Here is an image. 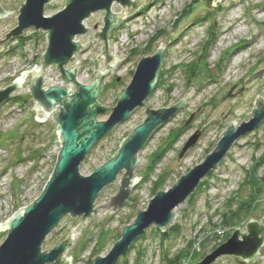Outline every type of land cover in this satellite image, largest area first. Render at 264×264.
<instances>
[{"label":"rangeland","instance_id":"obj_1","mask_svg":"<svg viewBox=\"0 0 264 264\" xmlns=\"http://www.w3.org/2000/svg\"><path fill=\"white\" fill-rule=\"evenodd\" d=\"M23 1L1 0L3 8L12 15L0 18V40L16 25ZM211 3L212 0H143L139 9L109 34V53L123 60L104 82L99 96L102 105H115L139 59L154 54L160 44L164 48L156 81L159 84L146 98V105L152 109L170 107L179 102L189 88L193 93L167 122L151 133L138 151L137 159L143 158L144 161L138 160L131 180L141 177L131 185L125 202L113 213H110V205L106 211L99 207L98 215L89 218L64 215L45 237L42 251L61 243L70 233V227H75L73 232L79 233L74 234L73 244L66 250L65 257L72 256L71 264H92L96 255H105L120 238V226L135 218L137 205L145 210L147 198H152L158 188H170L180 175L200 163L214 149L222 135L220 130L228 127L227 121L236 119L237 126L252 116L250 110L255 95L264 96V19H257L259 13H264V0L256 4L252 0H219L216 7ZM64 6L65 0H51L44 6L43 13L52 15ZM111 10L117 12L120 6L113 4ZM103 14L99 11L91 14L85 21L86 26L101 25ZM28 32L32 38L31 52L10 47L8 54H0V72L12 69L18 63L11 66L10 59L14 55L19 58L18 67L23 66L25 55H28L27 60L30 58L26 60L29 67L20 72L30 70L35 63L38 65V55L46 46L45 32L33 27L28 28ZM92 34H86L84 41L91 39ZM99 52L100 43H97L80 54L79 79L85 83L92 81L101 66V62L95 59ZM189 65L195 67L190 78L185 71ZM261 69V77L252 75ZM12 80H5L3 87ZM19 97V100L12 101L14 98H11L0 106V223L40 194L59 150L56 124L51 120H35L32 102L27 101L29 95L20 94ZM21 99L26 102L20 103ZM12 103L23 105L15 122L6 120L3 114ZM255 107L253 104V109ZM144 109H133L125 120L92 145L79 165L82 175L91 173L111 157L120 141L143 121ZM107 116L108 113H103L97 119L105 120ZM194 131L200 132L197 141L178 157ZM262 154L264 119L254 130L233 142L221 161L202 178L203 183L195 188V193L175 209L174 220L168 226L174 224L178 231L162 240L154 230L156 226L151 224L116 264H135L136 260L141 264H171L170 260L164 259L172 258L181 249L183 252L189 242L191 249L179 261L180 264H192L217 247L219 244L213 246L221 236L226 233L230 236L234 227L239 226L243 231L249 219L264 217V161L251 171L255 160H259ZM122 175V172L118 173L114 181L102 188L95 207L108 203L117 193ZM251 195L256 196L255 206L244 220L227 226L221 224L227 204L234 209L237 202ZM6 234V230L0 231V243ZM227 258H230L228 264L244 262L219 257L213 264H223L218 261L227 262ZM253 263L264 264V247L259 249L250 264Z\"/></svg>","mask_w":264,"mask_h":264},{"label":"water","instance_id":"obj_2","mask_svg":"<svg viewBox=\"0 0 264 264\" xmlns=\"http://www.w3.org/2000/svg\"><path fill=\"white\" fill-rule=\"evenodd\" d=\"M50 1L24 0L19 7L16 26L0 40V44L4 45L11 38L21 37L23 31L30 27L46 32V46L40 56L39 66L22 71L10 84L0 87V106L16 94L29 95L35 120L53 121L59 142L55 164L40 194L27 206L19 208L6 221L0 223V231H7L6 237L0 243V264H71L72 256L65 257V254L73 244L71 240L74 234L79 233L73 232L75 227H70V233L61 243L42 251L41 245L45 237L66 214L71 217L81 216L82 219L89 218L98 215L99 207L106 211L110 205V213L115 212L129 196L131 185L141 177L140 175L139 178L135 177L134 181L131 180L138 160L144 161L143 158L137 159L138 151L151 133L167 122L193 93L192 88H189L184 97L170 107L152 109L146 105L145 100L155 86L161 66L164 46L160 44L154 54L139 59L129 83L113 107L97 102L105 80H109L116 65L123 60L122 57L109 53L108 36L139 9L143 0H65L62 9L52 15H44V6ZM218 2L219 0H212L211 5L216 7ZM113 4L120 6L119 12H112ZM98 11L104 13L102 24H95L92 28L85 27L83 21ZM10 14L12 15V12L5 10L0 0V18ZM92 32L91 39L82 44L86 34ZM76 36H79L77 41L74 40ZM97 43L101 44V49L95 59L101 62V66L96 70L91 82L76 81L79 55ZM73 57L74 63L66 68L65 65ZM48 67L52 72H59L58 79L63 81V85L51 84L45 77ZM263 69L252 75L261 77ZM27 77L29 80L25 85ZM69 82L73 83L74 87H67ZM262 100L264 96L260 98L258 94L255 95L250 110L253 114L248 120L241 121L237 126L236 119H233V122L227 121L228 127L224 131L220 130L222 135L214 149L200 163L180 175L170 188H158L152 198H147L149 201L145 210L142 206L138 208L136 204L135 218L129 224L120 226V238L105 255H96L92 264H116L136 237L151 224L160 232H165L174 220L175 209L184 203L200 180L221 161L233 142L262 122ZM253 104H256L254 109ZM136 107L145 108L143 121L120 141L117 150L108 160L91 173L82 175L79 165L92 145L125 120ZM103 113H109L107 118L98 120L97 116ZM199 135V131H194L187 138L178 157H182L184 152L195 144ZM120 172L123 175L120 177L117 193L110 197L108 203L95 207L99 192L105 185L114 181ZM261 247H264V217L259 220L249 219L243 231L239 226L234 227L225 241L192 264H213L219 257H232L250 264ZM227 259V262L218 263L228 264L230 258Z\"/></svg>","mask_w":264,"mask_h":264},{"label":"built area","instance_id":"obj_3","mask_svg":"<svg viewBox=\"0 0 264 264\" xmlns=\"http://www.w3.org/2000/svg\"><path fill=\"white\" fill-rule=\"evenodd\" d=\"M120 11V10H119ZM117 11V12H119ZM86 20L83 21V24L85 27H89V26H86ZM90 28V27H89ZM44 32V31H43ZM7 33V32H6ZM5 33V34H6ZM5 37V35H4ZM3 37V38H4ZM45 37H46V32H45ZM22 40L18 39L17 38H13L12 40L8 41L6 44H0V47L2 48V50H0V54H8L9 52V48L13 46L15 47H21V49H23V51L25 52L26 50L28 51L27 53H30L31 50H32V38L30 37V33L28 32V29L27 30H24L23 31V35L21 36ZM79 39V36H76L74 38L75 41H77ZM47 41V40H46ZM111 41L110 37L108 38V45H109V42ZM86 41H82V44H84ZM100 49H101V44H100ZM43 53V52H42ZM41 53V54H42ZM40 54V56H41ZM28 55H25L24 56V59H23V66L21 67H18V63H19V58L17 55H14L11 57L10 59V64L11 66L15 63V62H18L16 63L15 65H13L12 69H9L7 71H4V72H0V85H1V88L5 85L3 82L7 79H14L18 74H20L21 72V69L22 68H28L29 66L27 65V61L30 59L27 60V57ZM40 56L38 55V57L40 58ZM80 57V55H79ZM27 60V61H26ZM75 61V57H73L68 63L67 65H65L66 68H68L69 66H71ZM35 66H39V59H38V65H36L35 63ZM82 66V63H81V58H80V63L77 67V73H76V81L78 82H81V83H85L83 82L81 79H79V70H80V67ZM34 67V66H33ZM23 70V69H22ZM88 72H86L87 74ZM58 76H59V72L58 71H55V72H52L51 68L48 67L47 69V72L45 74V77H47L48 80L51 81V84H56V85H63V81H60L58 79ZM2 82V83H1ZM28 83V78H26V81H25V85ZM24 85V86H25ZM67 87H74V84L69 82L67 83ZM19 94H16L15 96H17ZM31 100V99H30ZM22 109H23V105H21L20 103H12L11 105H9V107L7 108V110L3 113L4 115H6V120H12L13 122H15V118L16 116L22 112ZM16 112V113H15Z\"/></svg>","mask_w":264,"mask_h":264},{"label":"trees","instance_id":"obj_4","mask_svg":"<svg viewBox=\"0 0 264 264\" xmlns=\"http://www.w3.org/2000/svg\"><path fill=\"white\" fill-rule=\"evenodd\" d=\"M18 39L19 40L20 39L22 40L21 37H18ZM194 68L195 67L193 65H189V67L185 69V71L187 73L186 75H187L188 78H190V77L193 76V74H194ZM158 84H159V82H157L155 84V87L154 88H156ZM13 98H14V100H12V101H15L16 99L17 100L20 99L19 95L13 96L12 99ZM24 101L26 102L25 99H21L20 100V103H22V102L24 103ZM27 101H30L31 102L30 97H29V99ZM263 161H264V154H262V156L259 158V160H257V161L255 160V164L252 167L251 171H255V169H257V167H259V165L261 163H263ZM202 183H203V180L201 179V181L199 182V184L201 185ZM199 184H198V186H199ZM195 190L191 193V195L195 193ZM255 200H256V196L255 195H251V196H249L248 199H244L243 201L241 200V201L237 202L234 209H230L229 208L230 205L227 204V210L222 213V219H221L222 220L221 221L222 223L221 224L227 226V225L235 224L237 222H240V221L244 220V218L249 213H251V211L254 209ZM154 230L161 237V239L163 240V239L166 238V235L171 234V232L172 233H175V231H178V228L176 227V225L173 224V225L168 226V228H167V230H166L165 233L164 232H160L157 227H155ZM143 235H144V232L142 234H140L139 236H137L135 240H138ZM228 236H229V233H226L223 236H221L219 238V240L216 242V244L213 247H215L216 245H218V244L222 243L223 241H225L228 238ZM189 245H191L190 242H189ZM189 245L187 246V248L185 246V249L183 250V252H182V249H181L178 252H176L175 255L172 258H165L164 260L165 261H169L170 260L169 262L171 264H180V261H179L180 258H182L185 254H187L189 252V250L191 249ZM133 247H134L133 246V243H131L129 249H131ZM135 264H141V263L138 260H136V263ZM242 264H247V263L243 262ZM253 264H255V263H253Z\"/></svg>","mask_w":264,"mask_h":264},{"label":"bare ground","instance_id":"obj_5","mask_svg":"<svg viewBox=\"0 0 264 264\" xmlns=\"http://www.w3.org/2000/svg\"><path fill=\"white\" fill-rule=\"evenodd\" d=\"M253 1V3L254 4H256V3H258L259 2V0H252ZM257 19H259V20H262V19H264V13H259V15L257 16ZM240 30H238V33L241 35L242 34V32L240 31Z\"/></svg>","mask_w":264,"mask_h":264},{"label":"flooded vegetation","instance_id":"obj_6","mask_svg":"<svg viewBox=\"0 0 264 264\" xmlns=\"http://www.w3.org/2000/svg\"><path fill=\"white\" fill-rule=\"evenodd\" d=\"M16 24H17V21H16ZM16 26V25H15ZM13 28V27H12ZM11 28V29H12ZM10 30V29H9ZM91 34V33H90ZM13 38H11V39H9L8 41H10V40H12ZM116 80H119L118 78H116ZM104 85V84H103ZM103 89H104V86H102V89H101V92H100V94H99V96L101 95V93H102V91H103ZM99 96H98V98H97V102H99ZM8 101H6L5 103H7ZM100 103V102H99ZM4 104V103H3ZM2 104V105H3ZM109 114V113H108ZM210 171H212V169L210 170ZM209 171V172H210ZM49 264H52V263H49Z\"/></svg>","mask_w":264,"mask_h":264}]
</instances>
